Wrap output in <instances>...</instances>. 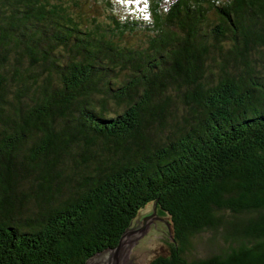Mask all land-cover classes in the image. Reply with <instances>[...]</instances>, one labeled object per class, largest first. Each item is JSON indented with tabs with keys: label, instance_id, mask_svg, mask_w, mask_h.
<instances>
[{
	"label": "trees",
	"instance_id": "1",
	"mask_svg": "<svg viewBox=\"0 0 264 264\" xmlns=\"http://www.w3.org/2000/svg\"><path fill=\"white\" fill-rule=\"evenodd\" d=\"M148 3L0 0V264H84L150 205L174 238L150 264H264V0Z\"/></svg>",
	"mask_w": 264,
	"mask_h": 264
},
{
	"label": "rangeland",
	"instance_id": "2",
	"mask_svg": "<svg viewBox=\"0 0 264 264\" xmlns=\"http://www.w3.org/2000/svg\"><path fill=\"white\" fill-rule=\"evenodd\" d=\"M71 7L75 14L82 15L84 19L96 15L101 20H108L112 13L118 15L120 19L137 18L143 19L146 24L152 21V14L149 8L148 0H62ZM110 3V4H109ZM149 32L145 29H138L125 36V42L129 45L145 44ZM154 212L152 205L141 211L138 218L132 226L140 229L144 223L142 220ZM148 226L145 232L135 233L133 239H139L133 242L131 250L128 253L125 264H150L152 259L159 255H165L169 252V241L171 230L167 224V218L157 213V216L146 220ZM223 245V238L220 231L207 230L200 233L193 239V251L190 256H207L217 251Z\"/></svg>",
	"mask_w": 264,
	"mask_h": 264
},
{
	"label": "water",
	"instance_id": "3",
	"mask_svg": "<svg viewBox=\"0 0 264 264\" xmlns=\"http://www.w3.org/2000/svg\"><path fill=\"white\" fill-rule=\"evenodd\" d=\"M157 216V207L154 206V212L145 217L142 222L144 225L140 229H136L137 227L129 226L122 233L119 242L114 247H107L101 251H98L94 255L90 256L84 264H125L129 251L131 250V246L133 242L137 241L140 235L133 239V235L135 233H141V235L145 232L148 223L146 220ZM168 223V222H167ZM169 226V224H168ZM170 228V226H169ZM174 240V238L172 237Z\"/></svg>",
	"mask_w": 264,
	"mask_h": 264
}]
</instances>
